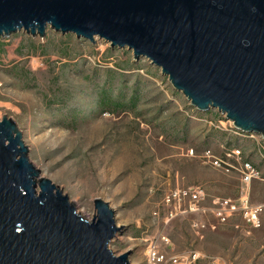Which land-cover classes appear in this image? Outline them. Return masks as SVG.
I'll return each mask as SVG.
<instances>
[{"label": "rangeland", "instance_id": "374dc122", "mask_svg": "<svg viewBox=\"0 0 264 264\" xmlns=\"http://www.w3.org/2000/svg\"><path fill=\"white\" fill-rule=\"evenodd\" d=\"M216 109L198 113L159 67L131 50L50 28L0 37V118L12 117L28 156L91 219L102 198L121 227L109 246L130 264H264V211L253 227L237 203L244 189L234 169L214 167L206 151L236 166L239 147L260 171L247 187L264 205V149L229 133ZM200 192L192 202L184 192ZM174 193H178L174 196ZM197 253L196 260L192 259Z\"/></svg>", "mask_w": 264, "mask_h": 264}, {"label": "water", "instance_id": "95a60500", "mask_svg": "<svg viewBox=\"0 0 264 264\" xmlns=\"http://www.w3.org/2000/svg\"><path fill=\"white\" fill-rule=\"evenodd\" d=\"M131 50L190 105L264 139V0H0V37L46 29ZM0 118V264H130L109 244L121 227L100 197L91 219L28 156Z\"/></svg>", "mask_w": 264, "mask_h": 264}, {"label": "built area", "instance_id": "2783aa9c", "mask_svg": "<svg viewBox=\"0 0 264 264\" xmlns=\"http://www.w3.org/2000/svg\"><path fill=\"white\" fill-rule=\"evenodd\" d=\"M218 113L221 115L223 119H225L226 122H228V129L229 133L239 136V137H251L256 140V143L259 148L264 149V139L261 135H257L254 133H244L239 130H236L232 124L231 121L227 120L223 114H221L219 111ZM196 120H203L201 116H199L198 112L196 111ZM225 155L227 157H233L235 158L237 165L233 166L226 162H224L221 158H218L210 153V150L206 151V156L211 160V164L214 167H222L225 170L234 169L238 172L240 177V182L243 184L244 189L241 190V196L237 203H232L230 200H223L221 201L220 209L218 210V216L221 220H225L227 217V212L238 210L240 209V212L242 213L243 218L251 224L253 227H259L261 225L260 222V214L264 211V205L263 204H251L249 202L248 198V191L247 187L250 184L252 180L259 179L260 177V171L256 168V166L249 161L247 158H244L242 150L237 146H232L225 150ZM178 193H174V196H176ZM184 195L189 196L190 200L192 202H197L200 199V192L198 189L194 192H184ZM153 253L152 257L149 260L150 264H157L159 262V255L155 250H152ZM198 257L197 253H193L192 259L196 260Z\"/></svg>", "mask_w": 264, "mask_h": 264}, {"label": "crops", "instance_id": "0c3cea01", "mask_svg": "<svg viewBox=\"0 0 264 264\" xmlns=\"http://www.w3.org/2000/svg\"><path fill=\"white\" fill-rule=\"evenodd\" d=\"M197 111V110H196ZM198 112V111H197ZM199 113V112H198ZM201 113V112H200ZM215 115H217V116H219V117H221V115L218 113V111H215ZM199 116H201L200 114H199ZM202 118H204V117H202ZM222 118V117H221Z\"/></svg>", "mask_w": 264, "mask_h": 264}]
</instances>
